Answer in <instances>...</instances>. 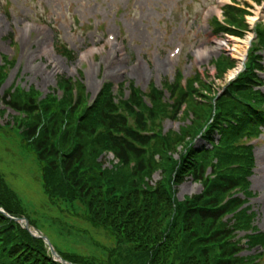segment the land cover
<instances>
[{
    "label": "trees",
    "instance_id": "obj_1",
    "mask_svg": "<svg viewBox=\"0 0 264 264\" xmlns=\"http://www.w3.org/2000/svg\"><path fill=\"white\" fill-rule=\"evenodd\" d=\"M223 13L231 24L246 28L244 11L226 6ZM215 27L240 35L219 23ZM259 39L264 42V29ZM258 60L249 57L247 70L227 86L216 105L202 93L210 89L200 80V89L190 84L186 91L178 81L164 82L172 103L163 102L162 91L152 88L149 106L132 86L127 99L113 96L110 83L88 104L82 83L63 77L58 82L61 98L49 94L39 100L34 90H7L0 103L15 114L13 125H0V142H14L17 156L33 166L44 198L38 205L27 203L0 164V207L13 217L25 216L42 232L50 213L64 216L52 219L60 233L73 235V242L62 250L49 239L62 258L76 264H254L252 258L238 255L243 247L233 238L237 231H251L248 247L264 246V233H252L249 207L241 208L251 195L247 178L253 167L251 147L243 138L264 127V94L254 90L259 85L255 70L262 69ZM233 64L226 56L217 61L220 71ZM4 78L0 66V85ZM194 95L206 101L198 102ZM183 105L181 119L190 112V124L181 133L162 136L157 118H176ZM198 134L209 148L188 143ZM213 134L219 136L217 144ZM108 152L117 163L103 168L99 159ZM157 170L161 178L151 186ZM189 177L202 191L178 201L175 188ZM236 188L243 198L231 193ZM91 230L104 234L107 244H95ZM78 245L90 253L79 252ZM0 264L60 263L52 260L41 239L0 214Z\"/></svg>",
    "mask_w": 264,
    "mask_h": 264
},
{
    "label": "rangeland",
    "instance_id": "obj_2",
    "mask_svg": "<svg viewBox=\"0 0 264 264\" xmlns=\"http://www.w3.org/2000/svg\"><path fill=\"white\" fill-rule=\"evenodd\" d=\"M234 1V0H233ZM249 15L255 16L256 7L247 0ZM215 0H0V65L6 62V77L0 87V95L17 85L27 91L30 87L41 92L39 99L47 96L61 77L82 83L91 103L103 82L114 86L130 82L145 90L149 83L156 87L165 80L173 81L177 73L189 79L199 72L216 92L227 83L228 73L218 78L213 61L222 53L232 56L230 51L215 48L218 39L208 26L205 16ZM255 14V15H254ZM209 20V21H208ZM42 22L47 23L48 26ZM34 25L35 28L26 26ZM250 31L245 34L247 36ZM113 34L114 40L107 36ZM55 43L54 47L53 44ZM180 45L181 54L174 60L168 59L174 46ZM233 42H229L231 47ZM58 46V47H57ZM55 49V51H54ZM61 54H57L56 50ZM198 49L202 55H195ZM264 66V51L261 52ZM4 59V61H3ZM264 68V67H263ZM261 90L264 92V73ZM128 91H126L127 96ZM168 96V95H166ZM13 113L7 110L0 115V124L11 122ZM189 123L185 119L165 118L162 131L180 132ZM217 137H214V140ZM12 141L0 142V164L15 188L27 203L38 205L44 198L39 186L40 179L32 165L24 163L13 150ZM205 143L198 139L195 146ZM255 166L249 177L250 190L255 195L249 205L255 218L253 225L264 231V131L260 142L253 149ZM176 157V156H175ZM105 166L112 158L106 156ZM160 178L152 176V183ZM199 184L187 179L176 192L178 200L196 194ZM28 214H31L29 210ZM58 221L64 216L50 213ZM43 222L41 230L64 250L72 242V234L60 228L54 219ZM61 226V225H60ZM63 227V226H62ZM245 243L243 233L237 234ZM97 243L106 245L105 237L92 234ZM235 238V240H237ZM75 242V240H74ZM79 252L89 250L78 245ZM261 251L245 249L246 256ZM261 261L264 263V251Z\"/></svg>",
    "mask_w": 264,
    "mask_h": 264
},
{
    "label": "bare ground",
    "instance_id": "obj_3",
    "mask_svg": "<svg viewBox=\"0 0 264 264\" xmlns=\"http://www.w3.org/2000/svg\"><path fill=\"white\" fill-rule=\"evenodd\" d=\"M220 1L223 4L229 0H220ZM250 21L253 22L254 19L252 18ZM249 39H250V37L247 36L246 38H244L242 40L234 39L232 41L233 42L232 48H229V49H230V52L232 53V56L234 57V59L237 62V68L228 74V78L232 77L234 75V73L241 67V64L244 60V55H245L246 49L248 47ZM230 40H232V38ZM214 44H215V48L217 50H221L223 47H227V42L224 43V42H220V41L216 40L214 42ZM198 53L201 54V51H198Z\"/></svg>",
    "mask_w": 264,
    "mask_h": 264
},
{
    "label": "water",
    "instance_id": "obj_4",
    "mask_svg": "<svg viewBox=\"0 0 264 264\" xmlns=\"http://www.w3.org/2000/svg\"><path fill=\"white\" fill-rule=\"evenodd\" d=\"M23 221H24V223H25L26 228L28 229V231L32 232L33 234L39 236L40 238H42V239L44 240V242L48 245V247H49V249H50V251H51L52 256H53L57 261H59V262H61V263H64V264H70V263H68V262H66V261L61 260V259L57 256V254H56V252H55L53 246L50 244V242H49V241H48L43 235L39 234L37 231H35V230H33L32 228H30L25 220H23Z\"/></svg>",
    "mask_w": 264,
    "mask_h": 264
}]
</instances>
